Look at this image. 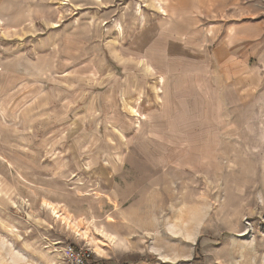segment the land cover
Here are the masks:
<instances>
[{"label": "rangeland", "instance_id": "obj_1", "mask_svg": "<svg viewBox=\"0 0 264 264\" xmlns=\"http://www.w3.org/2000/svg\"><path fill=\"white\" fill-rule=\"evenodd\" d=\"M200 1L0 3V264H264V0Z\"/></svg>", "mask_w": 264, "mask_h": 264}, {"label": "crops", "instance_id": "obj_2", "mask_svg": "<svg viewBox=\"0 0 264 264\" xmlns=\"http://www.w3.org/2000/svg\"><path fill=\"white\" fill-rule=\"evenodd\" d=\"M188 1H190L189 5L187 4ZM198 1L199 2H196L195 0H181V4L182 5H180V11H177L176 12V14L181 13V19H179V16L178 15H175L174 14V15L171 16L173 18L172 19L173 20V23L176 22L179 25L189 24V23L190 24L191 23L194 24V22H195V24H199V25H200V23H203L204 20L203 19L200 20V17H201V15H204L205 12H203V13L202 12H199V10L197 9V8H200L201 7V5L199 3L202 2L200 0H198ZM213 1L214 0H207V2H205V7L204 8H207V12H209V10H211V9L214 10L213 7H217V6H215V4H214ZM222 1H224V0H218L219 4H221ZM2 2H3V0H0V3H2ZM196 9H197V11H196ZM2 15H3V13H2ZM188 17H190V19H185V18H188ZM197 29L198 28H195V27H193V26L190 25V27L188 26L184 30V32L182 33V35H180V37H178V38L179 39L181 38L182 40L183 39L189 40L190 38H193L194 35H196L198 33ZM232 36H234V35H232ZM236 41H235L236 42L235 45L231 46V49H230V50H234V52L231 53V54H228V57L225 58V61H227V59L230 60L229 58H232L233 57L232 55H236V53H239V51L241 50L242 43H241V39H240L239 36L237 37V40ZM224 42H225V44H222L221 46L218 47V49L219 48L224 49L223 52H222V50L220 51V49H219V52L217 53V58L218 59H219V56L222 53H225L224 51H225L226 46L229 47L230 46L229 44L231 43V41L230 42L224 41Z\"/></svg>", "mask_w": 264, "mask_h": 264}, {"label": "built area", "instance_id": "obj_3", "mask_svg": "<svg viewBox=\"0 0 264 264\" xmlns=\"http://www.w3.org/2000/svg\"><path fill=\"white\" fill-rule=\"evenodd\" d=\"M69 253V259L71 264H87L91 258V253H82L75 248H71Z\"/></svg>", "mask_w": 264, "mask_h": 264}, {"label": "bare ground", "instance_id": "obj_4", "mask_svg": "<svg viewBox=\"0 0 264 264\" xmlns=\"http://www.w3.org/2000/svg\"><path fill=\"white\" fill-rule=\"evenodd\" d=\"M57 209H58V208H57ZM53 211H54V214H55L57 217L60 216L59 211H57L55 207H53ZM104 233H105V236L108 237L110 241H112L113 243H115V237H114V235H112L111 233H106L105 231H104ZM100 248H101V247H100Z\"/></svg>", "mask_w": 264, "mask_h": 264}]
</instances>
